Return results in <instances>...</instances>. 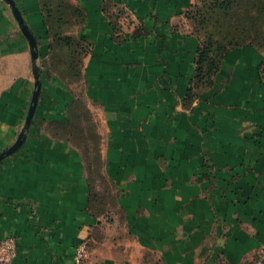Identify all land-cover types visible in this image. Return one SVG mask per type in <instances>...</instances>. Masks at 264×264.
Wrapping results in <instances>:
<instances>
[{
	"label": "crops",
	"instance_id": "obj_1",
	"mask_svg": "<svg viewBox=\"0 0 264 264\" xmlns=\"http://www.w3.org/2000/svg\"><path fill=\"white\" fill-rule=\"evenodd\" d=\"M14 1L42 66V0ZM70 1L86 15L74 29L92 43L81 87L122 219L90 210L82 151L52 130L70 122L76 85L43 69L35 121L0 161V241L15 237L12 264H73L83 241L84 264H254L264 251V52L230 50L187 108L200 41L185 13L195 0ZM35 82L29 41L0 0V152L18 138Z\"/></svg>",
	"mask_w": 264,
	"mask_h": 264
},
{
	"label": "trees",
	"instance_id": "obj_2",
	"mask_svg": "<svg viewBox=\"0 0 264 264\" xmlns=\"http://www.w3.org/2000/svg\"><path fill=\"white\" fill-rule=\"evenodd\" d=\"M42 7L48 26L50 56L42 62L40 72L43 69L54 72L69 85H81L84 59L92 43L74 33V29L85 21V12L70 0H42ZM185 16L200 41L195 74L184 100L185 106L191 108L197 98L213 87L215 76L230 50L252 45L264 52V0H195ZM117 20L118 17L113 23L119 31ZM261 70L264 72V62ZM83 96L79 92L70 105V122L54 125L52 130L82 151L90 189V210L113 223L115 215L122 219L119 193L104 173L102 138ZM102 225L103 220H100L94 228L96 237L102 235Z\"/></svg>",
	"mask_w": 264,
	"mask_h": 264
},
{
	"label": "water",
	"instance_id": "obj_3",
	"mask_svg": "<svg viewBox=\"0 0 264 264\" xmlns=\"http://www.w3.org/2000/svg\"><path fill=\"white\" fill-rule=\"evenodd\" d=\"M5 1L10 4L15 17H16L17 21L19 22V24L22 28V31L24 32L26 38L29 41V44L31 47V53H32V60H33V64H34V74H35L36 82H35V90L33 92V96H32V99H31V102L29 105V109L27 112L25 124H24L17 140L15 141V143L13 145H11L10 147H8L7 149L0 152V161H2L5 157L10 156V155L14 154L15 152H17V150L23 145V143L26 139V136H27V131H28V129L32 123L33 118H34L36 108L38 105V101L40 98V94H41V89H42V79H41V73H40V66L38 64L39 52H38V45H37L36 37H35L34 33L32 32V30L27 25V23L25 22V19L21 13L19 7L17 6L16 2L14 0H5Z\"/></svg>",
	"mask_w": 264,
	"mask_h": 264
},
{
	"label": "built area",
	"instance_id": "obj_4",
	"mask_svg": "<svg viewBox=\"0 0 264 264\" xmlns=\"http://www.w3.org/2000/svg\"><path fill=\"white\" fill-rule=\"evenodd\" d=\"M16 256V239L7 237L0 241V264H12ZM89 256L88 244L83 241L80 243L75 252L73 264H84ZM254 264H264V251L254 261Z\"/></svg>",
	"mask_w": 264,
	"mask_h": 264
},
{
	"label": "rangeland",
	"instance_id": "obj_5",
	"mask_svg": "<svg viewBox=\"0 0 264 264\" xmlns=\"http://www.w3.org/2000/svg\"><path fill=\"white\" fill-rule=\"evenodd\" d=\"M75 89H76V91L79 93H83V91H82V87H81V85L80 84H78V85H76L75 86Z\"/></svg>",
	"mask_w": 264,
	"mask_h": 264
}]
</instances>
